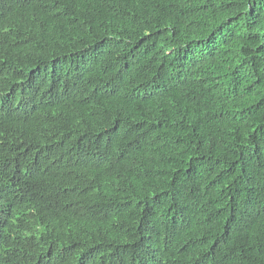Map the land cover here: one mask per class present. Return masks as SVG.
<instances>
[{
  "label": "trees",
  "instance_id": "16d2710c",
  "mask_svg": "<svg viewBox=\"0 0 264 264\" xmlns=\"http://www.w3.org/2000/svg\"><path fill=\"white\" fill-rule=\"evenodd\" d=\"M0 264H264V0H0Z\"/></svg>",
  "mask_w": 264,
  "mask_h": 264
}]
</instances>
